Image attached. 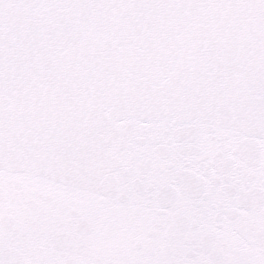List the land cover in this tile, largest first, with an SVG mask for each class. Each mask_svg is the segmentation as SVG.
<instances>
[{"label":"snow or ice","instance_id":"obj_1","mask_svg":"<svg viewBox=\"0 0 264 264\" xmlns=\"http://www.w3.org/2000/svg\"><path fill=\"white\" fill-rule=\"evenodd\" d=\"M0 264H264V0H0Z\"/></svg>","mask_w":264,"mask_h":264}]
</instances>
